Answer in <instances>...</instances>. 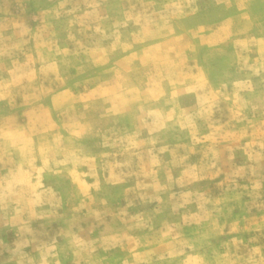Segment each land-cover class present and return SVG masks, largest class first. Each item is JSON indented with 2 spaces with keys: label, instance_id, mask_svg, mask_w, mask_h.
Returning a JSON list of instances; mask_svg holds the SVG:
<instances>
[{
  "label": "rangeland",
  "instance_id": "obj_1",
  "mask_svg": "<svg viewBox=\"0 0 264 264\" xmlns=\"http://www.w3.org/2000/svg\"><path fill=\"white\" fill-rule=\"evenodd\" d=\"M0 264H264V0H0Z\"/></svg>",
  "mask_w": 264,
  "mask_h": 264
}]
</instances>
